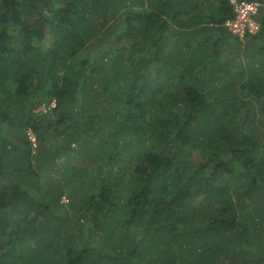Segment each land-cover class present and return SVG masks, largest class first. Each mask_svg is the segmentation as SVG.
Masks as SVG:
<instances>
[{
    "label": "trees",
    "instance_id": "obj_1",
    "mask_svg": "<svg viewBox=\"0 0 264 264\" xmlns=\"http://www.w3.org/2000/svg\"><path fill=\"white\" fill-rule=\"evenodd\" d=\"M246 1L0 0V264H264Z\"/></svg>",
    "mask_w": 264,
    "mask_h": 264
},
{
    "label": "built area",
    "instance_id": "obj_2",
    "mask_svg": "<svg viewBox=\"0 0 264 264\" xmlns=\"http://www.w3.org/2000/svg\"><path fill=\"white\" fill-rule=\"evenodd\" d=\"M235 17L228 20L225 26L233 35L243 39L247 33L256 34L260 30L257 17L262 5L258 2L228 0Z\"/></svg>",
    "mask_w": 264,
    "mask_h": 264
},
{
    "label": "rangeland",
    "instance_id": "obj_3",
    "mask_svg": "<svg viewBox=\"0 0 264 264\" xmlns=\"http://www.w3.org/2000/svg\"><path fill=\"white\" fill-rule=\"evenodd\" d=\"M50 37H51V36H50ZM50 37H49V38H50ZM239 40H241V39H239ZM243 41H244V42H243L244 44H248V41L245 40V38H243ZM228 46H229V45H226V46L224 47V49H225L224 51H226V52H228V53H232V51H233L232 47H228ZM222 49H223V48H222ZM237 57H241L242 59H245V58H244V54H242V52H241V53L239 54V56H237ZM233 59H236V58H235V55H234ZM109 124H110V123H107L108 126H110ZM29 133H30V134H29V135H30L29 138H30L31 141L34 143V148H36V147H37V146H36V143H37V142H36V138H35V136L32 134L31 131H30ZM97 133H98V132H97ZM101 133H102V131H101ZM97 135H99V137H100V134H99V133H98ZM107 137H108V136H105V138H107ZM36 149H37V148H36ZM125 158H126V157H123V159H125ZM127 164L130 165V162H127ZM122 167H125V166H121L120 168H122ZM64 199H65V198H64ZM65 200H66V199H65ZM101 249H102V248H101Z\"/></svg>",
    "mask_w": 264,
    "mask_h": 264
},
{
    "label": "clouds",
    "instance_id": "obj_4",
    "mask_svg": "<svg viewBox=\"0 0 264 264\" xmlns=\"http://www.w3.org/2000/svg\"><path fill=\"white\" fill-rule=\"evenodd\" d=\"M228 1V0H227ZM242 1H246V0H242ZM248 2H250V1H248ZM230 4V3H229ZM231 7V6H230ZM232 9V8H231ZM261 9V8H260ZM233 12V11H232ZM259 15V14H258ZM240 39V38H239ZM241 40H243V39H241ZM56 104H55V101L52 103V106L51 107H54ZM64 202H67L66 200H63Z\"/></svg>",
    "mask_w": 264,
    "mask_h": 264
}]
</instances>
